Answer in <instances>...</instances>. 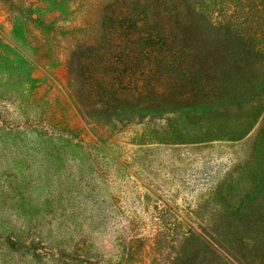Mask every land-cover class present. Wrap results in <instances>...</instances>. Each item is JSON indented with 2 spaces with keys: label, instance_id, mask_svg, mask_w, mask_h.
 Returning a JSON list of instances; mask_svg holds the SVG:
<instances>
[{
  "label": "rangeland",
  "instance_id": "rangeland-1",
  "mask_svg": "<svg viewBox=\"0 0 264 264\" xmlns=\"http://www.w3.org/2000/svg\"><path fill=\"white\" fill-rule=\"evenodd\" d=\"M116 1L0 0V264H264V59L205 71L228 102L100 125L68 59Z\"/></svg>",
  "mask_w": 264,
  "mask_h": 264
},
{
  "label": "trees",
  "instance_id": "trees-1",
  "mask_svg": "<svg viewBox=\"0 0 264 264\" xmlns=\"http://www.w3.org/2000/svg\"><path fill=\"white\" fill-rule=\"evenodd\" d=\"M238 1L131 0L123 5L120 0L109 5L93 40L77 44L68 59L69 83L82 116L117 126L168 111L154 92L179 93V103L171 107L176 111L226 102L217 95L208 97L210 75L205 71L212 69L214 77H210L218 80L225 59L233 65L264 59V0H244L246 33L232 21L242 5ZM231 3L236 4L233 9ZM229 11L231 23L223 25L220 17H227ZM206 34L211 37L204 39ZM224 43L232 46L225 49ZM192 82L199 86L190 91ZM237 94L229 102L237 100Z\"/></svg>",
  "mask_w": 264,
  "mask_h": 264
}]
</instances>
